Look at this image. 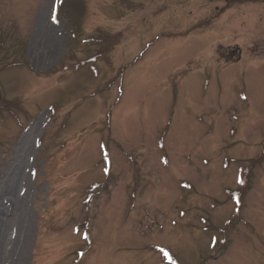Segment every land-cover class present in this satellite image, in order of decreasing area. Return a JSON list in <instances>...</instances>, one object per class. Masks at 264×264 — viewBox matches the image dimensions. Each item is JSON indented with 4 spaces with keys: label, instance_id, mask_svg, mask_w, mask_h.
I'll use <instances>...</instances> for the list:
<instances>
[{
    "label": "rangeland",
    "instance_id": "obj_1",
    "mask_svg": "<svg viewBox=\"0 0 264 264\" xmlns=\"http://www.w3.org/2000/svg\"><path fill=\"white\" fill-rule=\"evenodd\" d=\"M0 91V264H264V0H0Z\"/></svg>",
    "mask_w": 264,
    "mask_h": 264
},
{
    "label": "bare ground",
    "instance_id": "obj_2",
    "mask_svg": "<svg viewBox=\"0 0 264 264\" xmlns=\"http://www.w3.org/2000/svg\"><path fill=\"white\" fill-rule=\"evenodd\" d=\"M12 183L11 182H8L7 184H6V187H5V191H11L12 190ZM4 211V208L2 207V206H0V213L1 212H3ZM2 227H1V225H0V237H1V229Z\"/></svg>",
    "mask_w": 264,
    "mask_h": 264
},
{
    "label": "trees",
    "instance_id": "obj_3",
    "mask_svg": "<svg viewBox=\"0 0 264 264\" xmlns=\"http://www.w3.org/2000/svg\"><path fill=\"white\" fill-rule=\"evenodd\" d=\"M72 5H73L72 2H70L67 13H70V12H71V10H72Z\"/></svg>",
    "mask_w": 264,
    "mask_h": 264
}]
</instances>
